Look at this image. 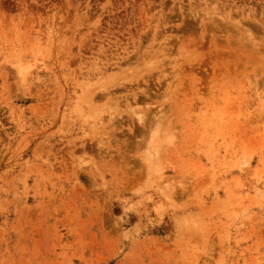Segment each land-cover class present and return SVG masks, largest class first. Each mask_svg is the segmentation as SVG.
<instances>
[{
    "label": "rangeland",
    "instance_id": "obj_1",
    "mask_svg": "<svg viewBox=\"0 0 264 264\" xmlns=\"http://www.w3.org/2000/svg\"><path fill=\"white\" fill-rule=\"evenodd\" d=\"M0 264H264V0H0Z\"/></svg>",
    "mask_w": 264,
    "mask_h": 264
}]
</instances>
